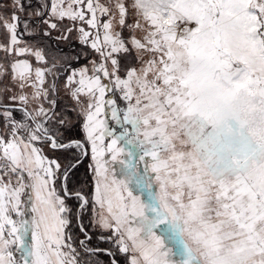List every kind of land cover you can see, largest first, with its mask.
<instances>
[{
  "label": "snow or ice",
  "instance_id": "1",
  "mask_svg": "<svg viewBox=\"0 0 264 264\" xmlns=\"http://www.w3.org/2000/svg\"><path fill=\"white\" fill-rule=\"evenodd\" d=\"M63 5L53 3L52 14L96 30L80 27L79 40L103 62L67 76L73 103L63 114L54 110L55 83L45 86L52 68H36L33 78L27 61L12 65L19 87L35 90L37 106L21 109L31 123L8 110L2 114L9 131L0 134V264H80L65 233L73 222L66 198L74 195L81 210L89 201L66 185L64 195L57 192L61 164L36 142L71 153L65 180L90 145L94 223L102 230L98 239L116 252L87 248L93 237L82 223L79 244L88 252L105 251L110 264H120L119 254L126 264H264V0ZM17 6L24 10L20 0ZM98 13L108 19L99 20ZM19 20L16 11L10 19L0 15L13 45ZM132 53L138 67H127L122 76L114 54ZM33 54L45 60L41 51ZM19 100L29 103L26 95ZM109 110L119 135L109 125ZM77 126L83 139L65 143ZM116 163L118 173L111 167ZM137 191L147 192V200ZM12 214L21 217L19 224Z\"/></svg>",
  "mask_w": 264,
  "mask_h": 264
},
{
  "label": "rangeland",
  "instance_id": "2",
  "mask_svg": "<svg viewBox=\"0 0 264 264\" xmlns=\"http://www.w3.org/2000/svg\"><path fill=\"white\" fill-rule=\"evenodd\" d=\"M35 1L36 2H34V4H30V2L28 4V0H25L24 10L20 11L18 6L14 8V5H16V0H0V15L6 10L5 3H7L10 7V9H8V13H10V15L7 18L10 19L13 11H16L20 17V29L17 31L18 42L15 45L11 43L10 36L7 34L6 29L3 28V26H0V102L20 101L19 96L26 95L29 98L28 105L30 106L31 110L37 106L31 98L32 93L35 90L31 87H25L21 89L19 87L20 82L13 79L14 74L12 71V65L16 62L27 61L31 65V75L33 78L35 76L36 68H52L54 75H46L45 86H50L52 83H55L56 91L53 93V98L56 99V96H67L68 100L71 99L67 89L65 88V81L72 70L75 69L79 71V69L84 66H87L89 69H91L93 61L97 62V66L100 62H103L98 53L91 49L90 46L81 43L79 40L78 29L80 27L83 26L86 28V30L92 32H95L96 30L88 28V26L82 21H72L68 18L60 19L57 15H53L51 12V5L58 2V0ZM69 2L70 0H64L63 6L66 7ZM99 2L105 6H110V0H99ZM126 2H130V0H126ZM73 7L79 9L82 6L74 4ZM37 12H39L40 15H36ZM97 15L98 19L101 21L108 19L107 16H101L99 13ZM34 20L35 23H33ZM131 22L132 19L129 17V23ZM25 23H27V28L24 26ZM53 23L57 25L55 29L51 28V24ZM68 29H73V31L69 32ZM100 34L102 37L103 29H100ZM123 35L125 37L129 36L127 29L124 30ZM28 37H34V39L28 40ZM44 37L47 41V44L44 40ZM62 37H67V39H63ZM22 49H26L27 51H24L23 54H20V50ZM37 50L41 51L45 57V60L36 59L33 53ZM114 56L120 60V74L122 76L124 75L127 67H138V62L135 60V53L126 56L123 54H114ZM77 57H79V59H77ZM54 64L56 65L55 68H53ZM108 66L109 68L111 67L110 61L108 62ZM11 97H16V99L13 100ZM122 105L125 107V104ZM45 107H47V102H45ZM114 122L115 125H118L116 121ZM8 131L9 130H7L5 127V129L0 130V134H4ZM109 139L110 138H106L105 142L109 141ZM88 158L89 166L86 168H90L89 175L94 186V198L96 177L93 171L94 162L91 159V147ZM137 159L138 157L131 158V162L135 163ZM116 165H119L121 168L120 164L116 163ZM139 166L143 167V164L140 163ZM136 194L141 195L142 199L147 200V192L141 194L139 191H137ZM94 219L95 215L93 213L91 218L92 225L99 229V227L94 223Z\"/></svg>",
  "mask_w": 264,
  "mask_h": 264
},
{
  "label": "trees",
  "instance_id": "3",
  "mask_svg": "<svg viewBox=\"0 0 264 264\" xmlns=\"http://www.w3.org/2000/svg\"><path fill=\"white\" fill-rule=\"evenodd\" d=\"M49 1V0H48ZM25 0H20V3L24 5ZM34 4L36 2L35 0H28V4ZM6 4V10L1 14L2 16L8 17L10 13H8V9H10L9 4ZM3 11V10H2ZM37 22V21H36ZM35 23V20L33 21ZM19 26L17 28V31H19ZM40 38V37H39ZM34 39L31 37H28V40ZM45 40V37H44ZM46 41V40H45ZM47 44V41H46ZM107 98V97H106ZM56 107L55 111L57 113L63 114L65 111H67L70 107V105L73 103L71 100L67 99V96H56ZM124 102H120L119 106L121 108H124L122 105ZM19 107V108H18ZM23 107H27L29 111H31V108L29 105L25 106L21 101H13V102H0V130L5 129V121L3 120V112L5 110L11 111L13 113V117L22 123H31V121L23 119V112L21 109ZM72 119L74 124H78L77 118H76V113L72 112ZM122 117V113H121ZM108 122L110 127L116 129V135H119L120 131L122 129L120 126L115 125L114 120L111 119V112L110 110L108 111ZM58 126V125H57ZM125 127H128L129 130L130 126L125 125ZM9 130L8 128H6ZM7 133V132H5ZM71 137L73 139H83V133L80 130L79 126L75 127L72 129L70 133H66L64 136V142L67 143L68 138ZM109 141H106L105 143H108ZM37 147H43L44 150V155L47 156L50 159H57L58 162L61 164V169L57 173L58 179L55 180V187L57 189V192L60 195H64V186L66 185L69 191L75 193L79 192L81 195L89 201V204L85 206L84 210H81L79 205L81 203L80 200H78L74 195L71 196L70 198H66V203L68 204L69 207L73 209V214L71 216L72 219V224L68 229L65 230L66 236L70 235L72 237L71 243H73V246L77 248V252L80 254L78 257V260L80 261V264H110L111 257H109L105 251H97V252H88L84 247H81L79 244V241L85 239L84 233H82L79 229V224L82 223L86 230L87 234L92 236L91 242L86 241L87 248H99V249H112V251L115 253L116 248L113 244L111 243H105L101 242L98 239V236L100 235L102 230L97 229L92 225L91 218H92V208H93V183L91 181V177L89 175L90 168H86L89 166V154H90V145H86V151L87 155H83L80 157V163L76 166V168L73 170V172L69 175L68 179L65 180L63 178V171H64V166L66 164L65 157L71 155L70 152L59 149V150H54L51 149L50 146L47 144H41L40 142H36ZM79 151V150H77ZM111 167H114L117 171V173L120 170L119 165H112ZM142 168V167H141ZM111 175V173H110ZM76 213H80V220L77 221L76 219ZM16 221L20 222L21 217H17L15 215ZM25 219V217H24ZM105 235L108 233L105 232ZM17 256L19 254L16 253ZM116 258L120 261V264H126L125 258L123 254H119L116 256Z\"/></svg>",
  "mask_w": 264,
  "mask_h": 264
},
{
  "label": "crops",
  "instance_id": "4",
  "mask_svg": "<svg viewBox=\"0 0 264 264\" xmlns=\"http://www.w3.org/2000/svg\"><path fill=\"white\" fill-rule=\"evenodd\" d=\"M12 217H13V219L16 220V218H15V214H12ZM25 219H30V217H25ZM17 224H19L18 221H17ZM28 238H30V237H26V239H28ZM17 254H19V253H17ZM15 255H16V253H15ZM19 255H20V254H19Z\"/></svg>",
  "mask_w": 264,
  "mask_h": 264
},
{
  "label": "water",
  "instance_id": "5",
  "mask_svg": "<svg viewBox=\"0 0 264 264\" xmlns=\"http://www.w3.org/2000/svg\"><path fill=\"white\" fill-rule=\"evenodd\" d=\"M19 108V107H18Z\"/></svg>",
  "mask_w": 264,
  "mask_h": 264
}]
</instances>
